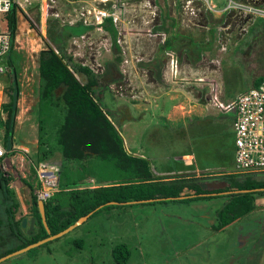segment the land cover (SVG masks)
Returning a JSON list of instances; mask_svg holds the SVG:
<instances>
[{
  "label": "rangeland",
  "instance_id": "1",
  "mask_svg": "<svg viewBox=\"0 0 264 264\" xmlns=\"http://www.w3.org/2000/svg\"><path fill=\"white\" fill-rule=\"evenodd\" d=\"M256 1H127L123 19L126 25L117 32L116 50L111 35L99 30L88 33L79 44L73 43L81 35H69L68 20L83 8L98 3L56 0L42 24L43 0H31L32 4L26 7L29 15L19 13L14 52L1 59V64L8 68L0 79L1 110L9 101L13 80L10 59L21 91L12 140L15 152L8 157L9 165L4 169L12 176L11 187L20 203L17 217L30 213L31 190L25 180L36 186L39 183V179L36 182L29 175L38 149L37 109L42 87L39 55L47 46L63 48L73 63L89 66L100 76L95 91L120 128L126 145L132 147V140H137L143 148L147 146L141 134L144 122L153 121V128L161 130L158 136L163 137L161 143L151 145L149 151L155 155L173 162L176 156L194 151L202 165L213 169V175L235 173L234 118L215 107L213 96L218 92L219 100L229 104L252 89L255 79L264 75V43L257 40L258 34L251 33L258 19H264L254 11ZM111 5L99 6L111 9ZM256 6L264 9V0ZM44 14L45 21L47 12ZM0 23L4 28L5 21ZM81 28L85 32V27ZM170 36L173 38L167 49L164 44ZM172 56L178 63L173 70ZM108 64H115L116 68L105 76ZM61 93L59 90L56 95ZM172 109L175 118L163 120V115ZM185 116L191 122L189 130L186 128L188 136L180 133L181 128L173 132L181 127L178 120ZM134 117L137 125L131 120ZM209 118L211 122L197 123ZM4 134L1 129L3 143ZM57 154L59 157L56 155L38 168L59 172L63 158ZM260 174L264 178V173ZM225 202L222 197L104 209L65 236L0 264H117L112 251L121 244L130 251L127 264H264V196H257L258 208L254 213L215 232L216 215ZM17 248V241L0 245V259Z\"/></svg>",
  "mask_w": 264,
  "mask_h": 264
},
{
  "label": "trees",
  "instance_id": "2",
  "mask_svg": "<svg viewBox=\"0 0 264 264\" xmlns=\"http://www.w3.org/2000/svg\"><path fill=\"white\" fill-rule=\"evenodd\" d=\"M3 21L5 31L11 36L12 47L9 53H13L19 27L18 7L14 6ZM81 27H68L69 35H82L84 32ZM104 27L112 37L114 48L119 50L117 30L112 21L106 20ZM251 33L258 34L257 40L264 43V19H258ZM168 45L165 42L166 48ZM54 47L47 46L39 55L42 87L37 109L38 149L35 166L29 175L37 182L36 168L47 164L57 153L62 155L59 192L52 200L45 202L51 234H48L39 211L37 191L41 184L37 182L36 186L25 180L31 190V216L36 219V231L28 236L22 227L23 219H17L20 203L11 187L12 176L0 167V245L9 241L20 243L19 249L6 252L5 256L62 232L91 213V217H94L104 209L127 207L136 204L134 202L190 203L223 197L226 202L217 212V224L213 226L215 232L222 231L257 210V196H264V178L260 173H215L211 179L157 180L149 160L135 157L126 151L115 121L104 109L95 91L100 85V76L89 67L73 63L63 48H57L59 53H56ZM261 53L264 57L263 49ZM9 67L12 68L13 80L9 88V101L2 105L5 119H1L0 125L5 132L4 147L12 150L21 91L11 59ZM114 68L115 64H108L104 75L109 76ZM157 78H161V71ZM263 81L264 75L255 79L253 88ZM59 90L62 93L57 96ZM91 179H95L96 187ZM227 192L234 193L225 194ZM150 200L155 201L147 202ZM111 202L117 205H109ZM73 243L79 246L77 241ZM112 256L117 264H127L130 251L126 245L121 244L113 249Z\"/></svg>",
  "mask_w": 264,
  "mask_h": 264
},
{
  "label": "built area",
  "instance_id": "3",
  "mask_svg": "<svg viewBox=\"0 0 264 264\" xmlns=\"http://www.w3.org/2000/svg\"><path fill=\"white\" fill-rule=\"evenodd\" d=\"M91 1L98 3L99 5L112 3L111 9H105L99 5L91 4L90 6L83 8V11H80V14L76 15L75 18L68 20L67 24L71 27L82 25L88 29L87 33L81 35L80 38H75L73 44H79V41L85 39L86 35L93 30H99L102 34H110L104 27L106 20H111L113 26L119 33L121 32L120 30H123L122 27H125L126 25V22L123 21L125 15L124 11L126 12L124 6L126 5V2L130 0ZM55 3L56 0H43L44 9L47 12V19L50 16L48 13L50 9L55 7L53 5ZM31 4V0H0V22L14 6L19 7L24 14L29 15L26 7ZM254 11L264 16V12L257 10ZM53 16L59 17V14H54ZM120 42L121 40H118L119 44ZM11 47V36L5 31L0 23V79L8 71V68H5L1 64V59L9 54ZM54 50L56 53H59L57 48L54 47ZM177 64V61L172 56L170 63L171 70L177 68ZM89 68L92 70L91 67ZM218 96V92L213 96L215 107L219 108V110L225 115H233L234 118V162L236 172L244 174L264 173V81L258 87H254L249 91L240 94L229 104L221 102ZM1 119L5 118L0 108V121ZM1 129L0 125V167L9 175L10 173L4 169L9 165L8 157L14 154L15 149L7 150L4 147L1 138ZM36 171L39 183L41 184V188L37 191L38 200L48 202L59 192L60 173L53 169L47 171L36 168Z\"/></svg>",
  "mask_w": 264,
  "mask_h": 264
},
{
  "label": "crops",
  "instance_id": "4",
  "mask_svg": "<svg viewBox=\"0 0 264 264\" xmlns=\"http://www.w3.org/2000/svg\"><path fill=\"white\" fill-rule=\"evenodd\" d=\"M41 11H43L42 12L43 13L42 14V16H43L42 17V24H43L44 22L46 23V21H47V18L44 21V15H45L44 14L45 13L44 6H42ZM19 13L21 15H23L24 12L19 11V9H18V24L20 25V14ZM2 19H4V17ZM87 31H88V29H87ZM87 31H85L83 34H85ZM172 38H173V36L172 37L170 36V38H168L167 45L171 43ZM247 46H248V42H247ZM136 110H138V109H136ZM172 110H170L169 112H166V114L163 115V120L165 119L167 121V119L171 120V117L175 118L174 115H176V112L174 110L173 111ZM143 111L147 112L148 109H145ZM186 119H190V118H187L185 116L183 119H179L178 123H179V125H181V127H179L177 130H174L173 132L179 131L181 128L180 133H182V135L184 134V135L188 136V134H187L188 131H186V128H188V130H189V128L191 126V122L187 121ZM131 120H134L135 125H137V123L135 122L137 120L136 117L132 118ZM198 121H199V122H197L198 124H206L207 122H211L212 118H209L206 121L201 120V121H203L202 123L200 122V120H198ZM160 122H162V121L160 120ZM155 124L156 123L153 121L151 123L144 122V128L142 130V134H141L142 139L141 140H142V142L146 141L147 146L144 145V148H143L139 141L132 140V142L130 141L132 144V147H129V145H126V143H125V149L129 154H132L135 157H141V158H145V159L149 160V162L151 164L152 172L154 173L157 180L169 181V180H175V179H180V178H200V177H205V178L210 179L213 176V174H212L213 172H211L213 169L211 170V168L209 166L205 165V163L202 165L199 162V158L194 151L192 153L183 154L182 156H176L175 158H173V162H171L172 160H170L168 157H161V156L155 155L154 151H149L152 148V146H154L155 144L161 143L163 141L162 135L159 134V136H158V133L161 130H155L156 128H153L156 126ZM117 129L120 131V128L117 127ZM120 133H121V131H120ZM232 134L234 135V127H233ZM133 137H135V139H136L137 134H135V136H133ZM234 139H235V136H234ZM232 149L234 151V144H233ZM149 152H151L150 153L151 155H147V154H149ZM56 155L59 157L58 154H56ZM234 160H235V154H234ZM234 160H233V162H234ZM58 161H60V159ZM220 172H222V171H220ZM91 181H93V183H94L95 179H91ZM94 187H96L95 183H94ZM29 207H30V213L26 216H22L21 218L17 217L18 220L27 218L30 221L31 219H33V217L31 216V205L30 204L28 205V208ZM25 208H27V205H25ZM26 230L27 229H25V231Z\"/></svg>",
  "mask_w": 264,
  "mask_h": 264
},
{
  "label": "water",
  "instance_id": "5",
  "mask_svg": "<svg viewBox=\"0 0 264 264\" xmlns=\"http://www.w3.org/2000/svg\"><path fill=\"white\" fill-rule=\"evenodd\" d=\"M234 192L238 193L240 191H234ZM234 192H227L225 194L234 193ZM244 192H247V191H244ZM213 195H215V194H213ZM183 198H185V197H181L180 199H183ZM153 201H155V200H150V201H147V202H153ZM134 203H137V202H134ZM109 205H117V203L111 202V203H109ZM38 206H39V211H40V214H41V217H42L43 224H44L45 228L47 229L48 234H51L50 228H49L48 223H47L45 202L39 201L38 202ZM92 214L93 213H91V214H89V215H87L85 217L80 218L75 224H73L72 226H70L69 228H67L66 230H64V231H62V232H60L58 234L50 235L48 238H45V239H43V240H41V241H39L37 243L31 244V245H29V246H27V247H25L23 249H20V250L14 252V253H11V254L1 258L0 259V263L2 261L7 260L8 258H11V257L16 256V255H20L22 253H26V252L30 251L31 249L37 248V247L42 246V245H44V244H46V243H48L50 241H53L55 239H58V238H61V237L65 236L66 234L70 233L71 231H73L77 227L83 225L89 219V217L92 216ZM35 223H36V219L35 218L31 219L30 221L27 218L23 219L22 227H23V229H27V235L28 236H31L32 234L35 233Z\"/></svg>",
  "mask_w": 264,
  "mask_h": 264
},
{
  "label": "bare ground",
  "instance_id": "6",
  "mask_svg": "<svg viewBox=\"0 0 264 264\" xmlns=\"http://www.w3.org/2000/svg\"><path fill=\"white\" fill-rule=\"evenodd\" d=\"M259 0H257L256 2H254V4H253V8L255 9V10H257V11H262V12H264V9H259V8H257V2H258Z\"/></svg>",
  "mask_w": 264,
  "mask_h": 264
},
{
  "label": "flooded vegetation",
  "instance_id": "7",
  "mask_svg": "<svg viewBox=\"0 0 264 264\" xmlns=\"http://www.w3.org/2000/svg\"><path fill=\"white\" fill-rule=\"evenodd\" d=\"M27 231V230H26Z\"/></svg>",
  "mask_w": 264,
  "mask_h": 264
}]
</instances>
